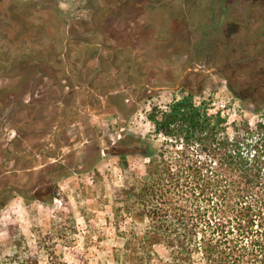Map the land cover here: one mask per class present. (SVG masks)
<instances>
[{
	"label": "flooded vegetation",
	"instance_id": "flooded-vegetation-1",
	"mask_svg": "<svg viewBox=\"0 0 264 264\" xmlns=\"http://www.w3.org/2000/svg\"><path fill=\"white\" fill-rule=\"evenodd\" d=\"M10 1L23 6L0 16L9 24L0 42V210L17 195L45 201L56 172L84 169L76 156L84 152L78 145L91 141L85 120L113 115L125 124L147 99L200 93L211 77L251 106L264 102V0H204L211 27L200 45L187 34L189 17L182 26L169 17L170 4ZM100 1L119 3L103 5L108 12L98 21L93 4Z\"/></svg>",
	"mask_w": 264,
	"mask_h": 264
},
{
	"label": "trees",
	"instance_id": "trees-1",
	"mask_svg": "<svg viewBox=\"0 0 264 264\" xmlns=\"http://www.w3.org/2000/svg\"><path fill=\"white\" fill-rule=\"evenodd\" d=\"M168 139L138 147L143 172L129 170L114 190L112 211L142 224L123 238L132 264H264V114L228 123L191 94L147 115ZM162 246L163 256L155 247ZM53 264V262H51Z\"/></svg>",
	"mask_w": 264,
	"mask_h": 264
},
{
	"label": "rangeland",
	"instance_id": "rangeland-1",
	"mask_svg": "<svg viewBox=\"0 0 264 264\" xmlns=\"http://www.w3.org/2000/svg\"><path fill=\"white\" fill-rule=\"evenodd\" d=\"M160 1L143 0L146 2L143 6L150 9L153 4H170L169 17L180 26L189 17L190 24L186 23L188 36H192L196 44L204 43L211 27L203 18L204 0H188L186 7L174 0ZM6 3L0 16L6 17L5 9L14 6L19 10L23 6L10 0ZM118 3L100 1L93 4L97 20L105 17L101 11H106L105 14L108 12L107 8H102L103 5ZM126 4L121 9L123 13L131 10L135 2ZM65 7L61 5L57 10ZM78 9L81 10L80 7ZM15 16V19H20L18 15ZM7 25L8 22L0 17L1 43H4L1 41L4 40L2 32ZM182 47L183 41L179 45V48ZM5 50H0V53ZM184 95L185 92L181 90L161 92L139 105L129 114L125 124L113 115L85 120V123H90L91 141L86 142L84 147L79 144L77 150L84 149V152L76 156L82 160L84 169L76 174L64 170L56 172L58 178L48 185L45 201L24 200L17 195L0 210V264H132L133 261L129 262L123 255V238L129 236L131 231L139 233L143 225L125 215H114L112 211L114 190L123 185L128 175L120 168L117 155H126L129 170L134 175L142 173L146 158L139 154V150L132 148L147 146L149 150L157 151L168 141L154 133L153 125L147 120L148 113L153 106L160 111L172 99ZM192 97L195 105L203 104L210 113L220 110L228 123L241 118L252 124L264 114V102L251 106L249 101L234 95L224 81L215 77L207 79L201 92H193ZM49 114L45 115L46 118L50 117ZM121 127L123 132H120ZM102 151L106 153L101 155ZM155 250L160 256L165 252L162 246L155 247Z\"/></svg>",
	"mask_w": 264,
	"mask_h": 264
},
{
	"label": "built area",
	"instance_id": "built-area-1",
	"mask_svg": "<svg viewBox=\"0 0 264 264\" xmlns=\"http://www.w3.org/2000/svg\"><path fill=\"white\" fill-rule=\"evenodd\" d=\"M166 107H167V106H163V107H162V110H163V111L166 110Z\"/></svg>",
	"mask_w": 264,
	"mask_h": 264
}]
</instances>
